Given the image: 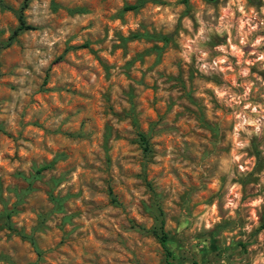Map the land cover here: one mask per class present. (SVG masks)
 <instances>
[{"label": "rangeland", "instance_id": "obj_1", "mask_svg": "<svg viewBox=\"0 0 264 264\" xmlns=\"http://www.w3.org/2000/svg\"><path fill=\"white\" fill-rule=\"evenodd\" d=\"M23 3L0 0V264H264V0Z\"/></svg>", "mask_w": 264, "mask_h": 264}, {"label": "trees", "instance_id": "obj_2", "mask_svg": "<svg viewBox=\"0 0 264 264\" xmlns=\"http://www.w3.org/2000/svg\"><path fill=\"white\" fill-rule=\"evenodd\" d=\"M27 6V0H24V3L22 5V9L25 8ZM138 5L137 4H133V5H129L127 8L128 9H134L136 8ZM33 27H30L29 25H26L25 22L23 21V19L20 16V24L18 26V28L13 32L12 36H15L18 31L23 30V29H32ZM9 44V43H8ZM139 140L141 141V143L145 146V148L147 147L148 143H147V139L146 136L143 133H139ZM48 168V165H42L40 167L37 168V173L41 172L42 170ZM162 215V213H160V216ZM9 216V213H7L6 217ZM263 228H264V224H263ZM153 235L158 239V242L160 243V245L162 246V249L164 250L166 257H170L171 256V251L168 249L167 245H166V240H167V234L164 231V219L162 217H160L159 219V227L158 229H153ZM167 264H169V261L167 260ZM193 264H197V263H193Z\"/></svg>", "mask_w": 264, "mask_h": 264}]
</instances>
